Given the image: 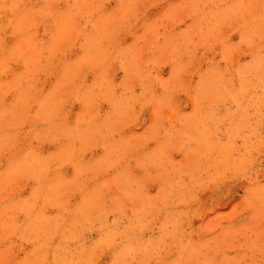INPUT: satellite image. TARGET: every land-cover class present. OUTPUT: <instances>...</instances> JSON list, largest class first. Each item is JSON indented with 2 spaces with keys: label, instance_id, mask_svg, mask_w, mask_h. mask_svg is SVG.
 Instances as JSON below:
<instances>
[{
  "label": "rangeland",
  "instance_id": "rangeland-1",
  "mask_svg": "<svg viewBox=\"0 0 264 264\" xmlns=\"http://www.w3.org/2000/svg\"><path fill=\"white\" fill-rule=\"evenodd\" d=\"M0 264H264V0H0Z\"/></svg>",
  "mask_w": 264,
  "mask_h": 264
}]
</instances>
